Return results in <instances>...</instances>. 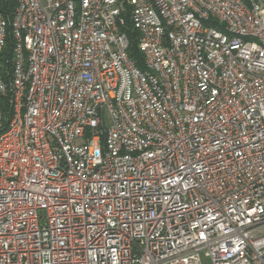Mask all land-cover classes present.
Instances as JSON below:
<instances>
[{
  "label": "built area",
  "instance_id": "built-area-1",
  "mask_svg": "<svg viewBox=\"0 0 264 264\" xmlns=\"http://www.w3.org/2000/svg\"><path fill=\"white\" fill-rule=\"evenodd\" d=\"M15 2L0 264H264V0Z\"/></svg>",
  "mask_w": 264,
  "mask_h": 264
},
{
  "label": "trees",
  "instance_id": "trees-1",
  "mask_svg": "<svg viewBox=\"0 0 264 264\" xmlns=\"http://www.w3.org/2000/svg\"><path fill=\"white\" fill-rule=\"evenodd\" d=\"M16 7L15 0H0V11L3 12L7 18L11 19L13 10ZM123 32L126 33L129 41V47H128V53L130 57L135 61L137 67L140 70H145V61L142 52L139 49V33L134 28L133 23L129 16L126 18V24L122 28ZM9 45H11V41L9 42ZM8 69L11 70V64H9ZM11 76L6 75V80L8 83H10ZM1 103L4 107L7 108V100H9V96L0 99Z\"/></svg>",
  "mask_w": 264,
  "mask_h": 264
},
{
  "label": "rangeland",
  "instance_id": "rangeland-1",
  "mask_svg": "<svg viewBox=\"0 0 264 264\" xmlns=\"http://www.w3.org/2000/svg\"><path fill=\"white\" fill-rule=\"evenodd\" d=\"M205 262H206V260H205Z\"/></svg>",
  "mask_w": 264,
  "mask_h": 264
}]
</instances>
